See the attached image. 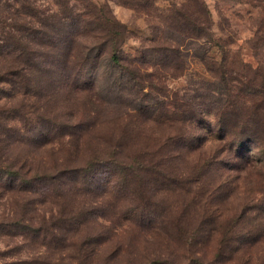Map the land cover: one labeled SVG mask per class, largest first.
<instances>
[{
	"label": "rangeland",
	"instance_id": "rangeland-1",
	"mask_svg": "<svg viewBox=\"0 0 264 264\" xmlns=\"http://www.w3.org/2000/svg\"><path fill=\"white\" fill-rule=\"evenodd\" d=\"M0 264H264V0H0Z\"/></svg>",
	"mask_w": 264,
	"mask_h": 264
}]
</instances>
